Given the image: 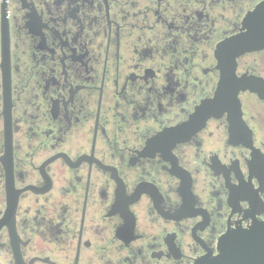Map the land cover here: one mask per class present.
<instances>
[{
	"label": "flooded vegetation",
	"instance_id": "flooded-vegetation-1",
	"mask_svg": "<svg viewBox=\"0 0 264 264\" xmlns=\"http://www.w3.org/2000/svg\"><path fill=\"white\" fill-rule=\"evenodd\" d=\"M263 0H0V264H198L264 228Z\"/></svg>",
	"mask_w": 264,
	"mask_h": 264
},
{
	"label": "water",
	"instance_id": "water-1",
	"mask_svg": "<svg viewBox=\"0 0 264 264\" xmlns=\"http://www.w3.org/2000/svg\"><path fill=\"white\" fill-rule=\"evenodd\" d=\"M233 58L264 49V0L243 21V33L225 46ZM198 264H264V228L232 230L219 241L217 255Z\"/></svg>",
	"mask_w": 264,
	"mask_h": 264
}]
</instances>
